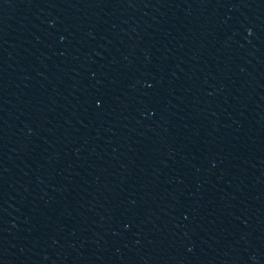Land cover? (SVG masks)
Listing matches in <instances>:
<instances>
[{
  "label": "water",
  "instance_id": "1",
  "mask_svg": "<svg viewBox=\"0 0 264 264\" xmlns=\"http://www.w3.org/2000/svg\"><path fill=\"white\" fill-rule=\"evenodd\" d=\"M0 264H264V0H0Z\"/></svg>",
  "mask_w": 264,
  "mask_h": 264
}]
</instances>
